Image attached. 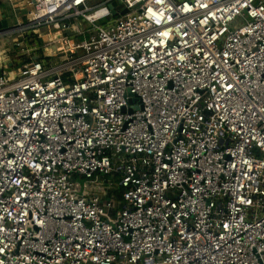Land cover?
Wrapping results in <instances>:
<instances>
[{
	"label": "built area",
	"instance_id": "obj_1",
	"mask_svg": "<svg viewBox=\"0 0 264 264\" xmlns=\"http://www.w3.org/2000/svg\"><path fill=\"white\" fill-rule=\"evenodd\" d=\"M90 1L0 29V264H264V0Z\"/></svg>",
	"mask_w": 264,
	"mask_h": 264
},
{
	"label": "crops",
	"instance_id": "obj_2",
	"mask_svg": "<svg viewBox=\"0 0 264 264\" xmlns=\"http://www.w3.org/2000/svg\"><path fill=\"white\" fill-rule=\"evenodd\" d=\"M3 2H7L9 4V6L7 5L8 8H6V9H3L0 7V16H5L8 25H9L10 19H12V21L13 20L16 21V19H14L12 13H14V15H16V17L18 19L17 21L25 22L27 12H26V9L24 8V0H22L21 4H19L18 7L16 5H14V6L12 5V3H14V0H12V2L0 0V5H2ZM33 58H35V56H33Z\"/></svg>",
	"mask_w": 264,
	"mask_h": 264
},
{
	"label": "rangeland",
	"instance_id": "obj_3",
	"mask_svg": "<svg viewBox=\"0 0 264 264\" xmlns=\"http://www.w3.org/2000/svg\"><path fill=\"white\" fill-rule=\"evenodd\" d=\"M95 1H98V0H91L90 2H95ZM21 2H22V0H14V3H12V5L13 6L16 5L18 7V5L21 4ZM7 5L9 6V4L7 2H3L2 5H0V7L3 8V9H6V8H8ZM109 19L110 18L103 19V20H101V23L106 22V20H109ZM15 24H16V21L15 20L12 21V19H10L9 25L12 26V25H15ZM41 39H42L43 43L44 42H47V41L49 42L47 36L42 37ZM49 39L51 40V37L50 36H49ZM44 47L45 48L41 50L42 53L49 54V55L50 54H54V52H55V46L49 44V46L45 45ZM103 178H104L103 176H100V180L103 179ZM78 181L80 182L81 185H84L87 182V180H84V179H81V180H78Z\"/></svg>",
	"mask_w": 264,
	"mask_h": 264
},
{
	"label": "water",
	"instance_id": "obj_4",
	"mask_svg": "<svg viewBox=\"0 0 264 264\" xmlns=\"http://www.w3.org/2000/svg\"><path fill=\"white\" fill-rule=\"evenodd\" d=\"M109 9L111 10V15L115 16V12L122 9V5L120 1L113 2L109 5ZM127 12L126 9H123L120 14L123 15ZM8 26L7 20L5 16H0V29L6 28ZM34 60L36 58H33Z\"/></svg>",
	"mask_w": 264,
	"mask_h": 264
}]
</instances>
